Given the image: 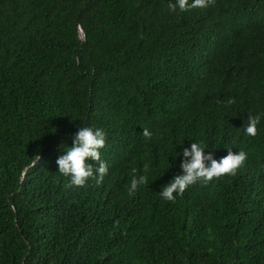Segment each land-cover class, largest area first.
<instances>
[{"label": "trees", "instance_id": "1", "mask_svg": "<svg viewBox=\"0 0 264 264\" xmlns=\"http://www.w3.org/2000/svg\"><path fill=\"white\" fill-rule=\"evenodd\" d=\"M175 2L0 0V264H264V0ZM83 126L109 172L69 187ZM194 142L248 159L166 201Z\"/></svg>", "mask_w": 264, "mask_h": 264}, {"label": "clouds", "instance_id": "2", "mask_svg": "<svg viewBox=\"0 0 264 264\" xmlns=\"http://www.w3.org/2000/svg\"><path fill=\"white\" fill-rule=\"evenodd\" d=\"M216 0H176L168 5L172 12L177 8L181 12L193 9H205L214 6ZM84 33V32H83ZM228 104H235V99H229ZM261 115L248 116V123L245 128L246 135L255 137L258 132L257 125L261 122ZM53 132L56 129H52ZM143 136L146 139L152 138L148 128L143 129ZM107 134L101 128L83 126L73 136V145L63 148L64 154L56 161L59 173L69 178V187L81 188L88 186L89 181L96 185L103 183L109 172L107 163L101 158V149L106 145ZM184 160L181 165L182 174L175 176L167 185L162 187L160 196L169 202H175L177 195L183 196L190 186L202 183L207 185L214 178L220 179L224 176H235L245 165L248 156L243 150L238 153L229 151L228 155L217 160L212 153L205 154V147L199 143H192L191 148L185 147L182 153ZM89 160L95 161L98 167H93ZM150 165L145 162L144 171L149 170ZM133 177L128 189L130 196L134 195L140 185L148 183L147 175H135L136 169H132Z\"/></svg>", "mask_w": 264, "mask_h": 264}]
</instances>
